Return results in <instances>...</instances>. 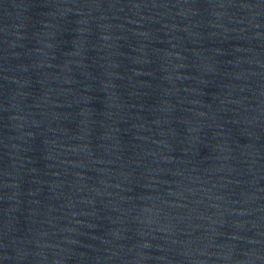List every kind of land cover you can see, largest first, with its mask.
<instances>
[{
    "label": "water",
    "instance_id": "95a60500",
    "mask_svg": "<svg viewBox=\"0 0 264 264\" xmlns=\"http://www.w3.org/2000/svg\"><path fill=\"white\" fill-rule=\"evenodd\" d=\"M0 264H264V0H0Z\"/></svg>",
    "mask_w": 264,
    "mask_h": 264
}]
</instances>
